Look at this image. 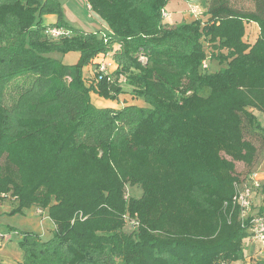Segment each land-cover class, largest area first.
Wrapping results in <instances>:
<instances>
[{"label": "trees", "instance_id": "trees-1", "mask_svg": "<svg viewBox=\"0 0 264 264\" xmlns=\"http://www.w3.org/2000/svg\"><path fill=\"white\" fill-rule=\"evenodd\" d=\"M241 1L210 0L205 21L172 26L162 14L169 0H85L109 29L105 42L64 22L57 0H0V96L5 89L18 99L34 93L57 106L45 115L14 118L0 102V202L14 199L19 211H46L54 225L48 241L23 233L25 261L243 259L251 233L234 199L264 149V129L255 115L264 114V0H251L250 11ZM49 14L57 15L55 26L66 28L68 37L47 39L52 26L43 18ZM249 24L259 28L254 43L245 40ZM8 29L29 41L34 57L8 58ZM113 43L120 46L114 80L94 67V93L116 101L125 83L147 107L114 113L91 103L84 69L112 51ZM71 52L80 54L74 66L45 56ZM207 58L223 67L204 71ZM78 93L85 103L76 112L66 100L69 95L78 104ZM88 121L94 142L80 137ZM124 122H132L126 133L118 128ZM128 187L140 188L142 196L129 198ZM127 221L132 234L124 232Z\"/></svg>", "mask_w": 264, "mask_h": 264}, {"label": "rangeland", "instance_id": "rangeland-1", "mask_svg": "<svg viewBox=\"0 0 264 264\" xmlns=\"http://www.w3.org/2000/svg\"><path fill=\"white\" fill-rule=\"evenodd\" d=\"M62 12V19L72 28L86 31V32H100L107 33L108 27L105 24H101L102 20L95 15L93 12L89 10L88 5L85 0H57ZM208 2L210 0H169L168 4L165 7V11L167 12L168 18L165 21L169 25L178 26L184 22H191L195 19H200L205 21L207 19L206 11ZM241 5L245 10H252L253 4L251 0H242ZM196 7L198 10L197 13L194 14L192 12V8ZM197 15V17H195ZM45 25H50L58 21V17L55 14H49L47 17L43 18ZM258 28L253 25H247V34L249 38H254L256 36V32ZM6 38L8 41L6 42L7 48L5 49V54L9 53L8 58L10 60H16L18 62L24 60V58L34 57L35 53L33 49L30 47V43L28 40L17 37L16 34L9 30L7 31ZM8 34V35H7ZM45 35V34H44ZM11 36V37H8ZM45 39V38H44ZM48 41V40H47ZM58 41V40H57ZM117 43H113V50L117 51ZM35 50V49H34ZM115 51V53H116ZM46 57H50L52 59H57L61 55L58 53L46 54ZM26 60V59H25ZM32 59L26 60L31 61ZM33 62V61H32ZM115 63V62H114ZM62 64V62H61ZM64 65V64H63ZM90 70L87 71L84 75V86L89 89V97L91 98V103L93 104L92 98H95L94 93V84L96 79V69L93 65L88 66ZM222 64L217 59H209V73H216L220 68H222ZM87 68V67H86ZM115 70V68L113 69ZM114 76V74H113ZM14 79V78H13ZM24 79L26 77L24 76ZM66 83H69L70 79L65 78ZM31 77H28L26 83H30ZM42 83L41 88L44 86V82L42 80L39 82ZM28 85V84H26ZM123 93L120 94V102H118L119 109L112 108H100V109H110L112 112H120L121 110L128 107H138L144 108L147 106L144 99L137 97L132 93V89L126 87V84H121ZM6 86L4 87V89ZM93 89V90H92ZM8 90V89H7ZM5 89L4 92L1 93L0 102H3L8 108L12 110V114L14 118H18L20 116H41L45 115L49 112L55 111L57 106L54 104H46L43 103V98L34 97V93L28 94L23 98H15L13 94H6ZM42 91V89H40ZM81 90V87L80 89ZM26 91V89H24ZM82 91V90H81ZM35 92V91H34ZM38 92V91H37ZM80 95V96H79ZM82 93H78V98L80 102L73 105L72 96L68 95L67 102H70V107L75 109L77 112L76 105L79 106V110L83 109L84 105V97L81 96ZM31 96H33L31 98ZM52 97V96H51ZM88 98V97H87ZM36 99V100H35ZM76 99V100H77ZM102 100V99H101ZM138 102V103H137ZM31 103V105H30ZM94 106L96 102H94ZM131 103V104H129ZM133 103V104H132ZM136 103V104H134ZM129 104V105H128ZM98 108V107H97ZM103 115H99L100 120L102 121L104 118ZM128 118L133 121L134 114L127 115ZM256 116L258 120L264 122V115L262 113L257 112ZM133 118V120H132ZM89 122H84L83 128L80 130V137L87 142H94V138H96L95 130L89 128ZM129 122L119 123L118 128L119 132L124 131L125 133L130 130L131 123ZM89 126V127H88ZM238 170L240 172L244 171V166L239 165ZM127 195L129 198H140L142 196V190L138 187H128ZM19 209V203L14 199H7L5 201L0 202V239L2 243L0 245V264H38L37 261L33 258L30 260H24V252L20 247V243L23 241V233H32L41 237L42 240L48 241L54 236V225L50 221L47 216L46 211L38 210L37 208H23L21 211ZM134 231L133 225L127 221L124 232L127 234H132ZM247 240H245V243ZM251 246L245 244L244 246V256L243 259L237 264H254L256 262L264 261V255L258 256V251L261 249V246L257 244L253 249H250ZM54 261L57 260L55 256H53ZM105 259V258H104ZM100 264H124L118 258H106Z\"/></svg>", "mask_w": 264, "mask_h": 264}, {"label": "built area", "instance_id": "built-area-1", "mask_svg": "<svg viewBox=\"0 0 264 264\" xmlns=\"http://www.w3.org/2000/svg\"><path fill=\"white\" fill-rule=\"evenodd\" d=\"M90 9V8H89ZM194 14L198 10L196 7L192 8ZM163 19H167L168 15L166 11H163ZM197 15L195 17H197ZM100 36L104 38L105 42L108 41L106 37L107 33L100 32ZM47 39L52 41H57L62 38L69 36V31L63 27L52 26L46 30ZM117 46V51L120 49L119 45ZM116 50L109 51L107 53H101L97 55L92 64L94 67H97L101 76H106L108 80L113 81V74L117 69L116 64L114 63L113 57ZM115 68V70H113ZM202 69L207 71L209 69V59H205L202 63ZM125 82V80H123ZM262 187L261 179L258 173H253L248 177V179L240 186L237 187V194L234 199L235 205L240 208L241 220L245 225L248 223L249 232L251 233V239L255 242H259L261 249L259 251L260 256L264 255V212L260 214H252V198L256 191H259ZM2 240L0 239V245Z\"/></svg>", "mask_w": 264, "mask_h": 264}, {"label": "crops", "instance_id": "crops-1", "mask_svg": "<svg viewBox=\"0 0 264 264\" xmlns=\"http://www.w3.org/2000/svg\"><path fill=\"white\" fill-rule=\"evenodd\" d=\"M46 17L47 16H45V18ZM56 23L57 22H55L53 24H50L48 26H53L54 27L56 25ZM101 24H105V23L102 21ZM253 25H255V24H253ZM105 26H106V24H105ZM255 26L258 28L257 25H255ZM255 32H256L255 33L256 34L255 39L254 38H249L248 37L249 35L246 34L245 40L248 41V42H250V43H254L256 41L257 37H258L259 28ZM93 33H98V32H93ZM58 55H59V53H58ZM60 55H61V57L59 56L56 60H58L59 62H62V64L67 65V66H74V65H76L78 63L79 59H80V54L77 53V52H71V53H68V54H60ZM89 70H90V67L85 68L84 69V75ZM101 99L102 98H100L99 96H97L95 94V98H92L93 104H95L94 102H96L97 106L96 105L95 106L98 107V108L119 109L118 102H120V97L116 101H110V100H104V99L101 100ZM129 104H131V103H129ZM134 104H136V103H134ZM147 106H144V108L147 107ZM256 113L257 112H255V115H256ZM258 121H259L261 127L264 129V122L261 123L260 120H258ZM255 172L258 173V175H259V177L261 179L262 187H261V189L259 191H256L254 193L253 198H252L251 213L254 214V215L255 214H260V213L264 212V149L262 150V152L259 155L258 164H257V167H256ZM245 244H248V246H251L250 249H253L257 244L260 245L259 242H255L251 238L250 239H247V242ZM259 251L257 253L258 256H260Z\"/></svg>", "mask_w": 264, "mask_h": 264}]
</instances>
